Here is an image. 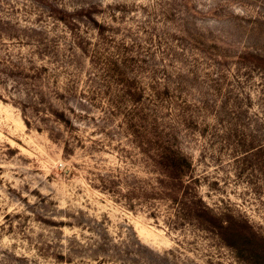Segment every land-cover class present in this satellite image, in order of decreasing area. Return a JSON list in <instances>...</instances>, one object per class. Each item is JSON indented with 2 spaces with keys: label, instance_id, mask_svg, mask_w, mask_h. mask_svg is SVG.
<instances>
[{
  "label": "rangeland",
  "instance_id": "obj_1",
  "mask_svg": "<svg viewBox=\"0 0 264 264\" xmlns=\"http://www.w3.org/2000/svg\"><path fill=\"white\" fill-rule=\"evenodd\" d=\"M0 264H264V0H0Z\"/></svg>",
  "mask_w": 264,
  "mask_h": 264
},
{
  "label": "trees",
  "instance_id": "obj_2",
  "mask_svg": "<svg viewBox=\"0 0 264 264\" xmlns=\"http://www.w3.org/2000/svg\"><path fill=\"white\" fill-rule=\"evenodd\" d=\"M73 9L75 10V8H73ZM77 13H78V12H77ZM155 135H158V137H159V134L156 133ZM160 138H161V137H160Z\"/></svg>",
  "mask_w": 264,
  "mask_h": 264
}]
</instances>
